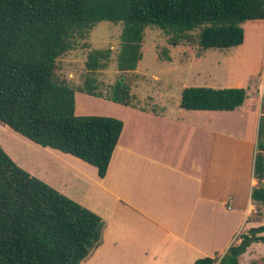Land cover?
Here are the masks:
<instances>
[{"label": "trees", "instance_id": "16d2710c", "mask_svg": "<svg viewBox=\"0 0 264 264\" xmlns=\"http://www.w3.org/2000/svg\"><path fill=\"white\" fill-rule=\"evenodd\" d=\"M123 23L117 66L136 70L143 57L145 30L158 27L177 46L227 49L246 40L244 24L264 21V0H0V122L31 141L72 154L107 173L124 121L77 115L76 89L57 77L58 58L87 39L99 22ZM112 50L91 49L79 88L101 96L97 72ZM242 87H185L181 107L232 111L246 99ZM127 85L114 84L110 99L129 105ZM251 200L264 208V114L258 121ZM262 223L250 233H264ZM104 221L19 166L0 143V264H80L102 239ZM194 264H238L242 243ZM264 243V236H258Z\"/></svg>", "mask_w": 264, "mask_h": 264}, {"label": "crops", "instance_id": "0c3cea01", "mask_svg": "<svg viewBox=\"0 0 264 264\" xmlns=\"http://www.w3.org/2000/svg\"><path fill=\"white\" fill-rule=\"evenodd\" d=\"M181 109L183 116L185 110L201 111ZM131 111L135 119L124 122L104 177L84 160L19 133L26 156L39 155V169L10 154L104 221L100 244L80 264H194L225 254L252 223L253 166L243 185V207L235 208L242 183L234 187L231 177L239 152L231 150L226 158L224 150H189L171 130L179 119L158 109Z\"/></svg>", "mask_w": 264, "mask_h": 264}, {"label": "rangeland", "instance_id": "374dc122", "mask_svg": "<svg viewBox=\"0 0 264 264\" xmlns=\"http://www.w3.org/2000/svg\"><path fill=\"white\" fill-rule=\"evenodd\" d=\"M244 28L246 40L243 45L203 49L194 41H183L173 46L167 33L149 26L145 30L143 57L137 69L121 71L117 66V57L123 23L102 21L94 26L87 39H78L74 49L58 58L57 77L76 89L77 115L112 116L130 125L135 119L131 108L158 109L172 120L179 119L175 121L178 125L172 126L171 130H175L176 142L183 141L189 150H224L226 158L231 150L239 152L231 178L234 187L242 183L240 201L234 204L235 208H242L243 185L249 181L256 151L258 121L264 114V21L247 22ZM105 48H110L112 53L107 67L96 73L101 96L89 95L79 89L87 73V55L91 49ZM117 82L127 85L132 96L129 105L110 99ZM185 87H242L247 96L244 104L232 111L185 110L183 116L181 95ZM5 127L8 126L0 122V143L4 150L14 161L10 152L28 167L39 169V155H34L37 160L30 155L27 157L18 133ZM252 184L256 186L257 180L254 179ZM253 209V214L264 210L256 206ZM256 219L255 215L251 217L252 223L238 235L236 245L242 242L243 236H250V228L262 224L252 221ZM260 235L264 236V233L257 234ZM238 264H264V243L259 240L252 242L239 256Z\"/></svg>", "mask_w": 264, "mask_h": 264}, {"label": "water", "instance_id": "95a60500", "mask_svg": "<svg viewBox=\"0 0 264 264\" xmlns=\"http://www.w3.org/2000/svg\"><path fill=\"white\" fill-rule=\"evenodd\" d=\"M258 240V236L252 231L250 236H248L242 243L241 251L245 252L246 247H248L252 242Z\"/></svg>", "mask_w": 264, "mask_h": 264}]
</instances>
